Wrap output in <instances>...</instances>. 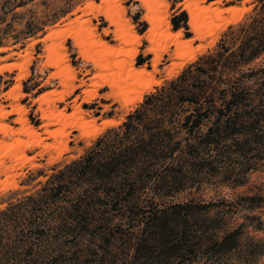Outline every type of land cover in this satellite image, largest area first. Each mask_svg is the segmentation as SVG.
<instances>
[{
  "label": "trees",
  "instance_id": "1",
  "mask_svg": "<svg viewBox=\"0 0 264 264\" xmlns=\"http://www.w3.org/2000/svg\"><path fill=\"white\" fill-rule=\"evenodd\" d=\"M255 3L85 155L0 209V264H197L199 253L210 264L242 238L264 244L250 235L264 231L253 214L264 209V0ZM170 22L188 29L184 11ZM222 187L245 190L200 194Z\"/></svg>",
  "mask_w": 264,
  "mask_h": 264
},
{
  "label": "rangeland",
  "instance_id": "2",
  "mask_svg": "<svg viewBox=\"0 0 264 264\" xmlns=\"http://www.w3.org/2000/svg\"><path fill=\"white\" fill-rule=\"evenodd\" d=\"M67 1L36 0L14 10L15 2L0 0V68L14 65L0 71V111L4 113V116L0 113V209L23 194L35 191L55 169L85 155L99 136L121 125L155 87L214 48L228 27L245 20L256 4V0H156L166 4L160 7V15L168 25L154 27L149 19L156 8L153 0H77L79 4L72 13L54 24L48 22ZM232 7L243 12L236 23L222 29L231 14L223 13L220 21L216 19V10ZM182 11L187 15L188 29L175 31L170 19L174 13ZM191 12L201 20L198 23H201L203 37L189 25ZM83 23H86L84 27ZM28 28L41 30L30 36L25 33ZM53 32L58 33L46 38ZM178 33L183 43L190 41V46L179 47L182 51H178L172 37ZM134 36L139 38L137 44L132 42ZM102 43L110 46L112 52L107 54ZM134 49L137 56L132 66L129 53ZM180 52L193 54L186 60L179 56ZM157 53L160 54L158 60ZM174 63L182 65L172 73ZM133 67L146 70L148 80L154 85L142 101L126 106L114 97L117 89L111 86L115 78L126 79ZM103 77L107 82L102 81ZM41 90L43 92L39 93ZM87 94L94 95L88 102ZM16 107L24 109L25 124L20 122L23 115L17 113ZM77 120L87 121L92 128H98L100 134L93 138L71 127L70 123ZM106 120H112L115 125L102 126ZM244 190L222 187L200 194L206 198L234 197ZM253 214L264 221V209ZM242 221L237 218L235 223ZM250 235L264 240V231ZM258 247L264 248V244L254 245L242 238L232 252L211 255L210 264L220 260L224 264H264V255H256ZM206 260V255L199 253L197 264Z\"/></svg>",
  "mask_w": 264,
  "mask_h": 264
},
{
  "label": "bare ground",
  "instance_id": "3",
  "mask_svg": "<svg viewBox=\"0 0 264 264\" xmlns=\"http://www.w3.org/2000/svg\"><path fill=\"white\" fill-rule=\"evenodd\" d=\"M153 3L156 5V8L154 9V15L152 17H150L149 19L151 21V24H153L152 26H154V27H160V26H162L163 24L166 23L165 20L163 19V17L160 15V7H165L166 4H165V2H162V1L161 2H157L156 0H153ZM121 10H122L121 8L118 9V15H120V16H121V13H122ZM240 12H243V11H241L240 9L235 8V7L228 8V9L221 10V11L216 10V19H218V20L221 21L223 19V17H222V14L223 13H230L231 14V16L229 18H227L223 22L224 25L221 26V28L223 29V28H225L228 25H231V24L236 23L238 21V19L240 18V16H241L240 15ZM198 19L199 18L193 12H191L190 20H189V25L192 28V31H194L195 33H197L199 35V37H203L202 36V26L199 25L201 23H198V21L200 22L201 20H198ZM78 20L79 19H77L76 22H78ZM85 24L86 23H83V27H84ZM166 25H168V24L166 23ZM82 29L83 28H81V30ZM62 32H64V31H62ZM89 32H90V34H93L92 31H89ZM209 32L211 33L212 30H209ZM56 33H58V32H53L50 35H48L46 38H51ZM128 37H129V34H128ZM172 37L175 40V44L178 47V51H182V48H179V47L180 46H183L184 44L190 46V44H189L190 41L185 42V43H183L181 41V39H180L181 38L180 33H178L176 35H173ZM138 39L139 38L137 36H134V39L132 40V42H135L137 44ZM128 42H129V40H128ZM102 45L104 47V50L107 52V54L112 52V48L110 46H108L106 43H102ZM60 47H63V46H60ZM57 48H58V46H57ZM60 50L61 49H59L58 51H60ZM0 51H2V50H0ZM156 51H158V50H156ZM61 53H63V52H61ZM107 54H106V56H107ZM192 54L193 53L190 54V53H184V52H182L181 54H179V56L182 57V58H185L187 60V59H189V57L192 56ZM156 55L158 57L157 58V60H158L159 57H160V54L157 53ZM136 56H137V50L134 49V50L130 51L129 57H130V60H131L130 63L132 64V66H134L133 63H134V59H135ZM192 59L194 60L195 59V56L192 57ZM61 62H64V61L62 60ZM181 65L182 64H175V63L172 64L171 69H170L171 72L173 73V69L176 68V67H178V66H181ZM12 66H14V65L13 64L5 65V66H3V67L0 68V71L3 72L4 70H6L8 68L11 69ZM101 67H105V66L103 64H101ZM122 77H123V75H122ZM148 78H149V73L146 70H144V69H137V68L133 67L132 72L128 75V77L126 79H123V78L121 79L120 77L114 79V82H113V84L111 86L112 88L117 89V93L114 95V97L116 99H121L126 106L137 104L138 102L142 101L143 98H144V95L146 93H149L151 91V89L153 88L154 83L150 82L148 80ZM102 81H104V83L107 82L106 78H104V77H103ZM16 88H17V90L19 89V87H16ZM93 96L94 95L87 94L86 95V97H87L86 98V100H87L86 102H88L89 100H92L93 99ZM15 110L17 111V113L23 115L22 118H20V122H22L23 124H25L27 120L24 118V112H25L24 109L21 108V107H16ZM0 113L2 115V112L1 111H0ZM2 116H4V113H3ZM70 125L73 128L75 127L77 129H80L85 135L90 136V137H93V136L96 137V136H98L100 134V131L98 130V128H96V127H93L92 128V126H90L87 121L77 120L75 122H71ZM114 125L115 124H114V122L112 120H106V121L103 122V125L102 126H104V127L111 126L112 127ZM25 131H27V130H25ZM34 138H35V136H34Z\"/></svg>",
  "mask_w": 264,
  "mask_h": 264
}]
</instances>
